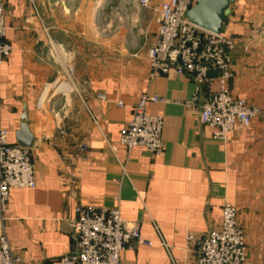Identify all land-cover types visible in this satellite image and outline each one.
I'll use <instances>...</instances> for the list:
<instances>
[{"label": "crops", "instance_id": "crops-1", "mask_svg": "<svg viewBox=\"0 0 264 264\" xmlns=\"http://www.w3.org/2000/svg\"><path fill=\"white\" fill-rule=\"evenodd\" d=\"M160 1L5 0L14 51L0 64V126L16 143L26 107L35 135L36 186L11 189L7 206L19 264H60L76 251L69 222L80 202L119 205L124 219L155 241L128 245L122 264H172L160 233L179 264H195L198 245L188 235L215 228L223 205L232 204L246 234L244 264H264V120L236 127L228 140L215 138L187 106L191 76L149 79ZM223 31L236 40L231 92L264 108V0H236ZM215 87L208 83L204 96ZM145 92L167 98L147 105L164 118L158 156L119 142Z\"/></svg>", "mask_w": 264, "mask_h": 264}, {"label": "built area", "instance_id": "built-area-1", "mask_svg": "<svg viewBox=\"0 0 264 264\" xmlns=\"http://www.w3.org/2000/svg\"><path fill=\"white\" fill-rule=\"evenodd\" d=\"M4 1L0 0V64L14 51L7 37ZM142 7H151V0H138ZM197 0H161L156 6L157 29L147 51L150 80L160 75L191 76L195 89L187 106L198 115L200 124L213 128L215 138L228 140L236 127H248L254 120H264V108L236 97L228 86L234 75L232 51L236 40L224 31L216 33L190 21L187 12ZM6 40V41H5ZM211 72L216 75L211 76ZM211 81L216 87L204 96V87ZM1 90V80H0ZM106 100L105 94H97ZM1 99V94H0ZM167 98L145 92L133 109L130 120L121 129L119 142L132 150L143 147L154 156L161 155L164 118L148 111V102H166ZM118 104L123 106V101ZM36 186L31 149L8 140V128L0 126V264H19L21 257L11 245L6 232L7 206L13 188ZM236 206L225 203L219 225L202 236L188 235L190 243L198 245L195 264H244L248 245L245 230L238 219ZM77 238L78 253L60 256V264H122L121 255L131 243L153 246L155 241L142 236L136 224L130 225L119 205L112 207L79 203L75 217L69 222ZM160 233V228L155 224ZM159 242L166 248L172 264L179 260L160 233Z\"/></svg>", "mask_w": 264, "mask_h": 264}, {"label": "water", "instance_id": "water-1", "mask_svg": "<svg viewBox=\"0 0 264 264\" xmlns=\"http://www.w3.org/2000/svg\"><path fill=\"white\" fill-rule=\"evenodd\" d=\"M236 0H197L187 16L195 25L212 32H222L225 18L230 7ZM35 135L31 132L28 123V110L25 107L21 114L20 127L16 131V144L25 149H32ZM78 253V247L76 248Z\"/></svg>", "mask_w": 264, "mask_h": 264}, {"label": "rangeland", "instance_id": "rangeland-1", "mask_svg": "<svg viewBox=\"0 0 264 264\" xmlns=\"http://www.w3.org/2000/svg\"><path fill=\"white\" fill-rule=\"evenodd\" d=\"M4 7H5V1H4ZM126 12H127V10L124 9V12H121V15H120V16H124V14H125ZM125 16H127V15H125ZM125 16H124V17H125ZM100 25H101V23H100ZM5 39H6L8 42H10V41L7 39V37H6ZM6 40H5V41H6ZM10 43H11V42H10ZM245 235H246V234H245Z\"/></svg>", "mask_w": 264, "mask_h": 264}, {"label": "trees", "instance_id": "trees-1", "mask_svg": "<svg viewBox=\"0 0 264 264\" xmlns=\"http://www.w3.org/2000/svg\"><path fill=\"white\" fill-rule=\"evenodd\" d=\"M210 75H211V76H215L216 74H215L214 72H211ZM204 89H205V87H204Z\"/></svg>", "mask_w": 264, "mask_h": 264}]
</instances>
